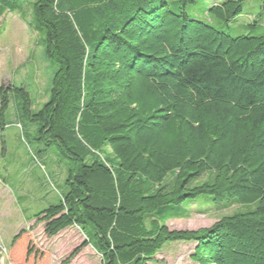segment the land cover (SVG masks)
I'll list each match as a JSON object with an SVG mask.
<instances>
[{
	"label": "trees",
	"instance_id": "1",
	"mask_svg": "<svg viewBox=\"0 0 264 264\" xmlns=\"http://www.w3.org/2000/svg\"><path fill=\"white\" fill-rule=\"evenodd\" d=\"M245 1L207 10L224 29L190 18L193 0L33 3L56 67L49 97L33 111L23 85L1 84L0 121L12 94L35 140L66 160L59 202L31 219L49 238L82 232L62 264L87 246L101 264L154 263L177 242L194 244L195 264H264V31L229 33ZM200 197L244 210L169 230ZM30 231L12 237L8 264H46Z\"/></svg>",
	"mask_w": 264,
	"mask_h": 264
},
{
	"label": "rangeland",
	"instance_id": "2",
	"mask_svg": "<svg viewBox=\"0 0 264 264\" xmlns=\"http://www.w3.org/2000/svg\"><path fill=\"white\" fill-rule=\"evenodd\" d=\"M35 1L15 0L0 9V85L9 82L16 87L23 85L33 111L47 101L56 70L55 64L43 54V35L33 22ZM165 1L171 8H176L177 0ZM226 1L229 0H193L185 11L190 18L224 29L221 23L207 15V10ZM229 27L233 37L263 32L261 0H246L242 13L230 22ZM10 95L9 109L0 121V264H8L6 250L12 237L28 228L34 244L47 254L46 264H62L83 244L82 232L72 227L49 238L43 232V225L31 219L59 202L67 174L66 160L54 150L44 151L43 143L35 140V125L22 118L17 98ZM102 156H111L110 151L104 150ZM184 209L190 211L189 216L166 221L169 230L208 228L221 217L244 210L237 205L216 206L207 197H200L181 211ZM193 249L192 243H168L155 256V262L148 264H195L190 260ZM68 264H101V257L87 246Z\"/></svg>",
	"mask_w": 264,
	"mask_h": 264
}]
</instances>
